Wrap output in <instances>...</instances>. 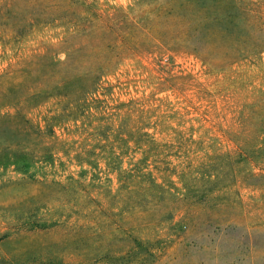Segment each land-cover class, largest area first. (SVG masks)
I'll return each mask as SVG.
<instances>
[{"label": "rangeland", "instance_id": "1", "mask_svg": "<svg viewBox=\"0 0 264 264\" xmlns=\"http://www.w3.org/2000/svg\"><path fill=\"white\" fill-rule=\"evenodd\" d=\"M0 264H264V0H0Z\"/></svg>", "mask_w": 264, "mask_h": 264}]
</instances>
